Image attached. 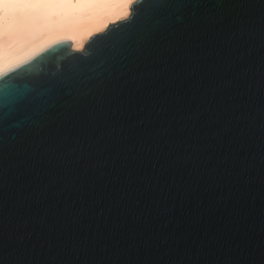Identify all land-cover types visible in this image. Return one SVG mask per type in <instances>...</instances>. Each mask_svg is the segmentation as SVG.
I'll return each instance as SVG.
<instances>
[{
    "label": "water",
    "instance_id": "water-1",
    "mask_svg": "<svg viewBox=\"0 0 264 264\" xmlns=\"http://www.w3.org/2000/svg\"><path fill=\"white\" fill-rule=\"evenodd\" d=\"M130 8L3 70L0 264H264V0Z\"/></svg>",
    "mask_w": 264,
    "mask_h": 264
},
{
    "label": "bare ground",
    "instance_id": "bare-ground-1",
    "mask_svg": "<svg viewBox=\"0 0 264 264\" xmlns=\"http://www.w3.org/2000/svg\"><path fill=\"white\" fill-rule=\"evenodd\" d=\"M134 0H0V71L69 38L82 48L94 32L127 17Z\"/></svg>",
    "mask_w": 264,
    "mask_h": 264
},
{
    "label": "snow or ice",
    "instance_id": "snow-or-ice-1",
    "mask_svg": "<svg viewBox=\"0 0 264 264\" xmlns=\"http://www.w3.org/2000/svg\"><path fill=\"white\" fill-rule=\"evenodd\" d=\"M179 0H135L136 8L133 10L132 20L143 13L145 17L155 12L163 14L167 9L178 6ZM143 6V7H142ZM129 24L132 21L128 22ZM23 95V87L15 81V78H5V72L0 71V100L12 99Z\"/></svg>",
    "mask_w": 264,
    "mask_h": 264
},
{
    "label": "rangeland",
    "instance_id": "rangeland-1",
    "mask_svg": "<svg viewBox=\"0 0 264 264\" xmlns=\"http://www.w3.org/2000/svg\"><path fill=\"white\" fill-rule=\"evenodd\" d=\"M83 47H84V46H83ZM83 47H82V48H83ZM82 48H79V49H82Z\"/></svg>",
    "mask_w": 264,
    "mask_h": 264
}]
</instances>
